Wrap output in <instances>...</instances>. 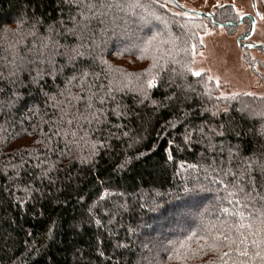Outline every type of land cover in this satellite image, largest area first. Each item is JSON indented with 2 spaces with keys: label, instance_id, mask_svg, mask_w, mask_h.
Returning a JSON list of instances; mask_svg holds the SVG:
<instances>
[{
  "label": "trees",
  "instance_id": "16d2710c",
  "mask_svg": "<svg viewBox=\"0 0 264 264\" xmlns=\"http://www.w3.org/2000/svg\"><path fill=\"white\" fill-rule=\"evenodd\" d=\"M258 1L264 8V0ZM120 2L145 5L146 8L130 10V18L138 21L144 16L149 23H134L130 31L119 36L108 33L106 46L99 50L108 66L96 63L91 68L105 84L106 76L123 80L124 73L144 72L152 64L154 55L162 58L161 63L167 61L164 74L167 81L173 75V69L177 73L183 71L181 65L184 63L192 69L193 55L202 48L201 34L207 29H218L225 23H229L224 26L228 32L238 28L231 25L237 24L239 17L229 5L218 7L212 12L211 20L185 11L174 0L166 8L159 7L166 0ZM176 12L186 15L174 16ZM150 13H155L159 19ZM61 15L60 0H0V57L12 59L7 48L17 38L12 32L5 33L4 29H17L19 25L17 31L20 32L26 30L34 18L51 23ZM243 23H249V19L244 18ZM139 24L142 28L135 36ZM153 33L156 34L153 50L139 58L141 53L131 46ZM125 47L130 50L116 54L118 49ZM176 48L181 51L177 52ZM23 51L21 47V54ZM173 57L180 63H173ZM5 59H0V65ZM241 61L248 66L264 68L263 62L248 59L246 62L243 58ZM132 80V85L117 95L131 111L138 113V117L132 116L125 121L106 113L109 123L105 127L116 135L107 140V146L98 147L87 163L74 158H88L91 148L84 141H80L79 148L71 145V156L57 157L50 153L48 158L56 161L57 168L52 176L54 183L33 178L39 171L33 168V164L43 148L35 143L37 136L29 133L39 116L33 121L27 109L16 112L14 117L12 114L0 115V169L6 164H20L22 154L28 160L17 169L19 176L10 167L0 171V264H148L144 257L154 258L152 264L156 260L161 264H179L168 260L163 246L169 240H183L188 231L196 229L202 210L206 209L207 219L215 220L218 216L223 218L220 207H229L230 210L235 207L224 199L226 193L223 189L207 185L209 191L201 194V201L192 207L186 222H166L158 213L150 211L153 203L171 205L183 198L182 189L190 186L198 174L188 165L205 162L202 154L208 155L206 141L197 142L199 137L192 144H184L186 126L203 127L208 139L216 146L212 156L218 163L221 159L227 160L230 148L237 154V162L240 157H259L264 152V133L261 131L264 129V95L222 96L207 73L194 76L192 72H185L183 80L176 76V83L187 89L190 99L182 108L171 105L155 108L148 103L143 106L136 103V93L129 90L135 86V78ZM62 86V83L54 85L56 88ZM164 94V86L149 90L152 99H160ZM38 107L43 108V101ZM117 124L127 125L123 131L129 132L128 137L120 135L114 127ZM83 127L89 129L87 140L101 138L92 132L90 125L85 123ZM211 129H215L214 134H210ZM79 136H84V132H79L77 139ZM26 149H35L30 158ZM220 149H223L222 153ZM125 160L126 165L121 167ZM9 176H12L11 180ZM200 178L203 180L202 174ZM262 207L264 205L259 201L242 200L238 210H242L246 217L255 218ZM230 219L234 221L236 218ZM96 220L101 223L97 224ZM72 225L77 226L75 230H70ZM143 243H149L150 248L157 243L158 247L149 253L143 249ZM118 244L127 247H117ZM214 259L215 254L207 252L193 257L187 264H204V261Z\"/></svg>",
  "mask_w": 264,
  "mask_h": 264
},
{
  "label": "snow or ice",
  "instance_id": "6c2138e0",
  "mask_svg": "<svg viewBox=\"0 0 264 264\" xmlns=\"http://www.w3.org/2000/svg\"><path fill=\"white\" fill-rule=\"evenodd\" d=\"M169 2L171 0H166L165 3L159 4V7L166 8ZM139 7L146 8L138 2L121 3L120 0H60L62 15L59 19L46 23L34 18L31 25L20 32L17 31L19 25L17 29H4L5 33L12 32L17 38L14 42H10L7 48L12 59L0 57L5 59L4 64L0 65V115L12 114L14 117L16 112L27 109L33 121L39 116V120L32 124L29 133L37 136L35 143L42 145L43 148L37 157V162L33 164V168L39 170L38 175L33 176L34 179H48L51 183L55 182L52 176L57 171L56 161L48 158L50 153L57 157L71 156L73 152L71 145L79 148L80 141H84L91 148L88 158L82 156L74 158L79 159L81 163H87L96 154L98 147L107 146V140L116 134L105 127L109 123L106 113L123 118L125 121H129L132 116L138 117V113L131 111L117 95L132 85V77L135 78V86L129 90L136 93L138 105L143 106L148 103L155 108H166L170 105L182 108L190 99L186 94L187 89L176 83V76L183 80L185 72H192L194 76L200 75L199 71H192L188 63L181 65L183 71L180 73L173 69V75L169 76L167 81L164 79L167 61L161 63L162 58L155 55L148 69L138 74L124 73L123 80L106 76L107 84H105L101 82L98 74L91 71L96 63L108 66V62L104 60L99 50L106 46L109 32L113 36H119L130 31V26L134 23L143 25L149 23L144 16H140L138 21L130 18L132 14L130 10ZM121 12L125 15H119ZM150 15L159 19L155 13ZM173 15L180 16L186 13L176 12ZM155 40L156 34L153 33L131 47L141 53L139 58H143L153 50ZM21 47L24 50L23 54ZM192 47L195 48V45ZM129 50L128 47L118 49L116 54ZM176 51L179 52L181 49L176 48ZM168 55L171 56V52ZM172 62L180 63L174 57ZM58 83H62L63 86L54 87ZM158 86L165 87V94L160 99H152L149 90ZM41 101L43 108L38 107ZM181 114H183L182 110ZM212 115L214 116L215 112ZM85 123L90 125L92 132L101 138L96 141L87 140L89 129L83 127ZM126 126V124L114 125L120 135L128 137L129 132L123 131V127ZM81 131L84 132V136H79L77 139ZM261 131L264 133V129ZM214 133L215 129H211L210 134ZM197 137H199L197 142L206 141L208 155L202 154L205 162L188 165V168L198 173L193 177L194 182L182 189L183 198H178L176 203L163 206L153 203L150 211L158 213L166 222L173 220L177 223L186 222L191 215L192 207L198 206L201 201V194L209 191L207 185L217 186L218 190L223 189L226 193L224 199L235 207L232 210L229 207H220L219 212L223 218L218 216L215 220L207 219L206 209L202 210L199 213L200 224L196 229L188 231L183 240L178 242L169 240L167 245L163 246L168 260L187 264V261L193 257L212 252L215 254V259L204 261V264H264V207L258 210L255 218L246 217L242 210H238L242 200L259 201L264 205V152L259 157H240L237 162V154L230 148L227 160L221 159L218 163L212 156L216 146L208 139L203 127L186 126L183 135L184 144H192ZM61 144H63L62 148ZM34 151L35 149L25 150L29 158ZM220 152L222 153L223 149H220ZM27 163L28 160H25L22 154L20 164H6L0 171L10 167L14 174L19 176L20 172L17 169ZM126 163L127 160L120 166L123 167ZM8 179L11 180L12 176ZM230 217L236 219L233 221ZM95 222L101 223L100 220ZM76 227L72 225L70 230H75ZM149 243H152L151 239ZM149 243H143L142 247L152 253L153 248H157L158 244L153 243V248H150ZM117 247H127V245L118 244ZM143 259L148 264H152L154 258ZM155 264L161 262L156 260Z\"/></svg>",
  "mask_w": 264,
  "mask_h": 264
},
{
  "label": "rangeland",
  "instance_id": "374dc122",
  "mask_svg": "<svg viewBox=\"0 0 264 264\" xmlns=\"http://www.w3.org/2000/svg\"><path fill=\"white\" fill-rule=\"evenodd\" d=\"M182 5L187 12L211 13L220 5L233 7L239 17L238 26L233 32H228L224 26L219 25L218 29H207L201 34V49L194 53L192 71L207 73L211 77L212 84L219 95H235L240 93H251L264 95V68L260 65L248 66L247 62L264 63V8L258 0H174ZM254 4V9L252 8ZM260 14V18L257 16ZM244 15L254 17V31L251 37L245 41L241 38L250 32L251 20L249 23L240 22ZM213 18V14H212ZM213 20V19H211ZM140 33L142 26L138 25ZM131 36V35H130ZM135 38V37H133ZM128 39H132L128 37ZM259 46L253 49L248 47ZM262 47L263 49H261Z\"/></svg>",
  "mask_w": 264,
  "mask_h": 264
},
{
  "label": "water",
  "instance_id": "95a60500",
  "mask_svg": "<svg viewBox=\"0 0 264 264\" xmlns=\"http://www.w3.org/2000/svg\"><path fill=\"white\" fill-rule=\"evenodd\" d=\"M252 8L254 9V4L252 3ZM197 17H208L210 19H212V14L211 13H200V12H189ZM257 16L260 18V14L257 13ZM243 18H249L251 20V27H250V32L244 36L243 38H241L239 40L240 41H245L247 39H249L251 37V35L253 34V31H254V17L251 16V15H244L240 18V22L242 21ZM256 47H259V46H250L248 48L250 49H253V48H256ZM261 49H263L262 47H260ZM264 50V49H263Z\"/></svg>",
  "mask_w": 264,
  "mask_h": 264
}]
</instances>
